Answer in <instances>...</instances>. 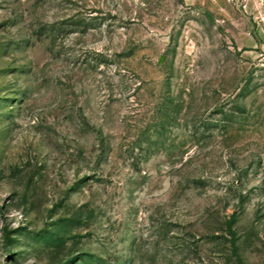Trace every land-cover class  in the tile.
I'll return each mask as SVG.
<instances>
[{
  "label": "rangeland",
  "instance_id": "obj_1",
  "mask_svg": "<svg viewBox=\"0 0 264 264\" xmlns=\"http://www.w3.org/2000/svg\"><path fill=\"white\" fill-rule=\"evenodd\" d=\"M0 264H264V0H0Z\"/></svg>",
  "mask_w": 264,
  "mask_h": 264
},
{
  "label": "built area",
  "instance_id": "obj_2",
  "mask_svg": "<svg viewBox=\"0 0 264 264\" xmlns=\"http://www.w3.org/2000/svg\"><path fill=\"white\" fill-rule=\"evenodd\" d=\"M223 1L238 11H246L249 4L255 2L256 0H223Z\"/></svg>",
  "mask_w": 264,
  "mask_h": 264
}]
</instances>
